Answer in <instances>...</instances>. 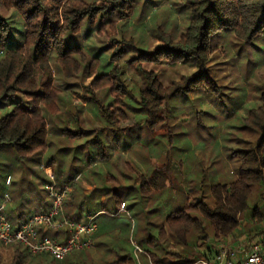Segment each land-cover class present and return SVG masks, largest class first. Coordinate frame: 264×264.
<instances>
[{
    "label": "trees",
    "instance_id": "obj_1",
    "mask_svg": "<svg viewBox=\"0 0 264 264\" xmlns=\"http://www.w3.org/2000/svg\"><path fill=\"white\" fill-rule=\"evenodd\" d=\"M135 1L104 0L102 7H98L96 2L89 4L85 0H0V7L18 14L25 25L23 44L17 48H10L0 55V157H12L14 160L17 157L20 161L45 157L50 151L51 133L61 132V135L67 138L66 146L46 158V168L53 169L58 188L73 185L74 192L64 206L66 218L72 221L86 222L82 213L89 203V198L83 195L81 180L73 184L75 178L81 175L83 181L97 185L95 178L99 177V173L97 174V169H92V166L98 161L104 162L107 157L103 141L99 136L89 140L85 145H75L76 141L90 135L91 130L73 132L69 128L58 130L54 127L50 128L47 118L54 120L60 117L67 122L71 116L78 124L80 122L77 114L65 115L63 112L60 104L61 93L56 83L58 74H55L52 65L55 64L58 73L64 78H72L82 73L83 66L90 65L86 59L87 55L79 48H67L64 35L70 32L76 34L84 21L93 22L100 12L104 15L116 13L124 19L131 13V4ZM186 5L190 10L188 26L178 38L164 37L163 46L152 53H144L134 61V64L139 62L136 71L143 81V86L138 89L140 110L133 108L136 110L135 113L140 111L143 113V119L138 125L141 129L153 131L156 124L163 119L162 107L165 106L167 109L168 101L172 96L191 92L193 84L197 83V86H201L205 78H209L211 88L205 86V90H214L216 83L207 64L210 55L219 46L225 47L228 38L241 43L239 52L244 49H249L251 52L256 50L257 55L260 56L259 61L254 62L252 55L248 53L247 56L251 57V60L246 63L247 67L252 63L254 66L264 67V0H186ZM125 10L127 14L124 13ZM10 37L11 23L0 15V47L9 41ZM121 55L122 52L115 53L112 58L121 59ZM191 60L199 66L196 74L179 82H173L169 87L162 86L154 66L163 61L177 65ZM149 65L153 67L149 68ZM96 68V64L90 65L88 70L89 78L95 76L94 81L87 88L93 96L88 100L90 104L95 101L94 104L99 108L96 115L99 114L100 123H104L105 130L114 134L115 127L131 121L132 114L126 110L125 98L116 95L113 105L104 107L95 97L108 86H111L110 92L113 95L115 91L120 92V90L127 94L129 88L127 89L120 82L117 83L121 80L119 78L122 72L118 67L115 66L107 75L98 74ZM248 76V73L245 74V78L248 79ZM199 81L201 83H198ZM257 96V107L247 111L244 117L243 129L245 133L248 132L250 139L243 142V150L235 151L232 156L236 171L235 180L228 184L220 183L209 187L211 205L202 201L206 194L202 191L204 196L202 199L196 197L195 202L186 203L179 210L163 212L162 217L160 216L161 220L156 222L149 220L152 210H147L145 206L142 212L144 211L147 217L143 226L139 228L122 224L114 226L108 222L100 227L94 236L96 239L94 251L76 252L63 261H57L46 255L33 256L25 247L14 244L7 246L4 254L0 255V264H136L131 239L143 249L142 264H194L202 258H207V252L213 253L212 245L204 253L197 252L198 243L221 242L233 235L247 217L251 221L252 230L263 227V82L259 83ZM94 131L98 132L97 129ZM85 146H87V159L86 161L80 159L77 163L76 156ZM70 150L74 157L71 164L66 165L60 153ZM1 163L0 160V172ZM164 169V167L157 169L149 177L141 176L138 180L141 185L140 190L149 202L152 199L147 197L151 193L165 191L168 183L170 187L172 186L171 176L168 172L165 174ZM103 176L104 184L110 186L112 180L106 175ZM30 184L34 191L40 190L37 186L33 188L32 182ZM15 186L17 184L13 183L10 191L14 189L13 192L23 193V188L20 190ZM106 191L109 197L112 196L113 200L111 198L110 200L114 201L118 210L122 204H125L127 210H132L134 216L138 214L134 212L137 204L129 207L126 202L113 194L112 189L107 188ZM36 201V209L29 215L47 211L42 201ZM30 203L31 201L22 200L14 207L6 208L5 214L16 228L26 221V209L29 208ZM108 220L110 219L107 218ZM118 229L120 232L114 234L110 231ZM45 236L57 238L61 242L64 238L54 232H47ZM2 246L5 245L0 243V250ZM177 247H182V253L175 251ZM96 254L99 256L98 259L93 258L97 256Z\"/></svg>",
    "mask_w": 264,
    "mask_h": 264
},
{
    "label": "rangeland",
    "instance_id": "obj_2",
    "mask_svg": "<svg viewBox=\"0 0 264 264\" xmlns=\"http://www.w3.org/2000/svg\"><path fill=\"white\" fill-rule=\"evenodd\" d=\"M85 1L89 4L96 2L98 7H102L104 4V0ZM131 6V13L124 19H121L116 13L104 15L103 12H100L93 22L84 21L76 34L70 32V34L64 35L65 46L79 48L85 53L87 62L91 66L97 65L98 74H110L115 66L122 71L119 78L121 80H117V83L124 84L130 92L128 90L127 94H124L120 90V92L115 91V95H113L110 92L111 86H108L98 92L95 98L104 107H109L113 105L116 95L123 96L126 100V110L132 114L129 123L115 127L114 134L105 130L104 123H100L99 114L96 115V112H99L97 104H94L95 101L90 104L88 100L93 96L87 88L95 79V76L88 77L90 65H84L83 72L72 78H64L58 73L55 64L52 65L55 74H58L56 83L61 93L60 104L63 107V112L65 115L77 114L80 122L78 124L76 119L71 116L67 122L60 117L54 120L47 118L50 128L54 127L55 130L69 128L73 132L91 130L90 135L75 142V145L78 146L85 145L89 140H94L99 136V139H103L104 144L110 145L112 148H116L117 142L121 144V147H128L125 156L121 155L118 150L114 155V166L122 168L127 180L113 178L108 189H112L113 194L126 202L129 207L137 204L134 207V212L138 214L134 216L132 210L125 208L124 213L115 219L114 217L118 214H112L117 213L118 208L112 201L111 205L107 204V209L100 208L106 209L108 215L97 219L99 227H103L108 222L114 226L122 224L127 227L131 226V228H139L143 226L147 217L146 213L142 212L145 206H147V210H152L148 217L149 220L160 221L163 212L179 210L184 207V204L195 202L194 199L198 196L202 199L204 197L202 191L206 192L202 201L211 205L209 187L220 183L228 184L235 180L236 171L232 156L235 151L243 150V142L250 139L248 132L245 133L243 129L244 117L247 111L257 107L259 83H264V67L254 66V63L249 67L246 66L248 60H251V57L247 56L248 53L250 56L252 55L254 62L259 61L260 56L257 55L256 50L251 52L249 49H244L239 52L241 43L228 38L225 47L219 46L210 55L207 64L216 83L214 90H205V86L211 88L209 78H205V82L201 86H197V83L193 84L191 92L172 96L168 101L167 109L165 106L162 107L163 119L156 124L153 131L141 129L138 125L143 119V113L141 111L135 113L136 110L133 108L140 110L138 89L143 86V81L136 71L139 62L134 64V61L144 53H152L163 46L165 44L164 37L178 38L188 26L190 10L186 5V0H136ZM124 13L127 14V11L125 10ZM0 15L11 23V37L0 47L1 55L2 52L23 44L25 25L21 17L13 11H7L0 7ZM121 52L122 58L113 60V55ZM152 67L149 65V68ZM153 68L156 69L158 79L164 88L169 87L173 82L191 77L199 71L198 64L193 60L177 65H170L167 61H163ZM247 73L249 74L248 79L245 78ZM123 91L125 90L123 89ZM120 128H127L124 132L126 138L121 137ZM96 129L98 132L94 131ZM56 132L51 133L49 138L51 147L45 157H33L22 161L17 157L16 161L12 157H0L2 162L0 206L3 205L5 195L8 194L11 203L7 207H14L22 200L31 201L30 210H28L31 212L36 209V200H39L43 202L47 211L51 208L46 185L53 182L58 184V181L54 177L53 169L46 168V158L52 153H56L57 150L64 149L65 141H67L61 132ZM72 145L71 143L70 146ZM60 157L65 159L67 165L71 164L74 155L71 150L62 151ZM76 158H78L77 163L80 162V159L86 161L87 146L80 149ZM126 160L128 163L125 166L128 169L119 164L120 161L122 164ZM162 166L165 168L164 173L168 172V175L171 176L173 186L164 192L151 193L147 197L152 199L149 202L140 190L141 185L138 181L142 176L140 173L149 175L153 173V170L161 169ZM92 169L96 168L92 166ZM97 170L100 171V169ZM31 172L33 173L31 174ZM84 172L87 171L84 170ZM48 173L52 174L53 179L48 176ZM10 176L11 187L13 183H16L15 187L20 190L23 188V193L13 192L14 189L10 191V187L7 186ZM115 176L117 175L115 174ZM30 182L33 183V188L37 186L40 190L36 192L31 189ZM80 183L84 188L83 195L88 197L90 194L88 192L91 191L90 184L83 181V178ZM199 183L205 185V187L202 186L203 189L200 193L197 190ZM111 197H109V201L113 200ZM28 216L29 214L26 215V217ZM107 218L110 220L107 221ZM261 229H263L262 226L259 230ZM250 232H254V230H252L251 221L247 217L233 236L240 240ZM131 240L137 243L135 240ZM218 243L219 241L198 243L197 252L204 253L209 246L218 245ZM93 248L90 250L94 251ZM6 249L7 246H2L0 255L4 254ZM182 250V247L175 248V251L179 253H182ZM133 255L136 264H142V254L138 261L135 259L134 253ZM98 257V255L93 256L94 259H98Z\"/></svg>",
    "mask_w": 264,
    "mask_h": 264
},
{
    "label": "built area",
    "instance_id": "obj_3",
    "mask_svg": "<svg viewBox=\"0 0 264 264\" xmlns=\"http://www.w3.org/2000/svg\"><path fill=\"white\" fill-rule=\"evenodd\" d=\"M48 176L53 179L51 173H48ZM81 178V175H78L73 184L78 183ZM10 184L9 177L7 186ZM46 190L51 208L46 212L29 215L18 228L5 214L10 203L9 195H5V201L0 206V243L5 246L19 244L33 256L46 255L57 261H63L73 253L93 248L94 236L98 231V216H90L83 223L72 221L64 214L65 202L73 192V185L58 188L53 182L46 185ZM121 210H125V204H122ZM47 232L64 236L63 241L45 236ZM132 245L135 259L138 261L143 250L135 242H132ZM212 247L213 256L202 258L195 264H264V226L263 229L250 232L240 240L231 235Z\"/></svg>",
    "mask_w": 264,
    "mask_h": 264
},
{
    "label": "crops",
    "instance_id": "obj_4",
    "mask_svg": "<svg viewBox=\"0 0 264 264\" xmlns=\"http://www.w3.org/2000/svg\"><path fill=\"white\" fill-rule=\"evenodd\" d=\"M129 123V122H128ZM125 129H127V128H122L121 129V134H122V136L121 137H125L126 138V135L124 134V132H125ZM100 140H102L103 141V139L101 138ZM103 144H104V142H103ZM104 147V150H105V156L107 157L106 158V160L104 161V162H100V161H98V162H96L95 164H94V167L96 168V169H100V171L99 170H97L98 172H97V174L99 173V177L97 176L96 178H95V180L98 182L97 183V185H90V192H88V193H90L89 194V196L87 197V198H89V203H88V207L87 208H85L84 210H83V213H82V215H83V217H85V219H87L88 217H90V216H98L97 217V219H100L102 216H106V215H108L107 214V211H106V209H107V204L109 203V205H111L112 204V201H110V202H108L107 203V201H109V195L107 194V191H106V189L107 188H109L110 186H108L107 184H104V176L103 175H106L107 177H109V178H111V180H114V179H117V180H119V179H121V178H123V179H125V180H127V177H126V174L122 171V168L120 167V166H114L115 165V161H114V155L116 154V152H117V150H118V152L121 154V155H126V153H127V149H128V147H121V144L120 143H116L115 144V147L116 148H112V147H110V145H107V144H104L103 145ZM98 154H99V158H100V153L98 152ZM104 156V157H105ZM128 163V161L126 160L125 162H123L122 164H121V161H120V165H123V168H125V169H128L127 168V166H125L126 164ZM161 165H163V164H161ZM164 166V165H163ZM162 166V167H163ZM158 169V168H157ZM155 170H153V172H154ZM114 174V175H113ZM115 174L118 176H115ZM140 174H142V176H145L146 174L145 173H140ZM152 174V173H151ZM151 174H149V175H146L145 177H149ZM114 178V179H113ZM124 180V181H125ZM201 184V185H200ZM173 186V185H172ZM172 186L170 187V184L168 183L167 185H166V189H171L172 188ZM202 186L203 187H205V185H204V183H199L198 184V188H197V190H198V193H200L202 190L201 189H203L202 188ZM9 187H11V184H10V186ZM97 187H99L100 189H97ZM200 187V188H199ZM106 188V189H105ZM164 192V191H163ZM202 193V192H201ZM197 198H200L199 196L197 197ZM14 200H15V198H14ZM176 200V199H175ZM11 201H12V199H11ZM11 203V202H10ZM9 203V204H10ZM114 204V203H113ZM128 206V205H127ZM106 208V209H100V208ZM125 208H127V207H125ZM28 210H30L29 208H27L26 209V215H28V214H30V213H32L33 211H31V212H29ZM124 213V211H122L121 210V208L117 211V213H115V214H112V215H116V214H118L117 216H115L114 218H118V216L120 215V214H123ZM99 226H98V231H99ZM97 231V232H98ZM111 231V233L113 232V234H114V232H120L119 231V229L117 230V231H114V230H110ZM97 234V233H96ZM109 236H111V234H108ZM132 240H131V244H132ZM137 244V243H136ZM95 246H96V239L94 238V248L93 249H95ZM133 246V245H132ZM141 247V246H140ZM142 248V247H141ZM207 256L208 257H212L213 256V253H212V251L211 252H207ZM134 262L136 263V261L134 260ZM142 262V261H141ZM140 264V263H139Z\"/></svg>",
    "mask_w": 264,
    "mask_h": 264
}]
</instances>
